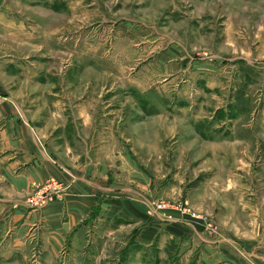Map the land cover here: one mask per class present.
Wrapping results in <instances>:
<instances>
[{"label":"rangeland","instance_id":"rangeland-1","mask_svg":"<svg viewBox=\"0 0 264 264\" xmlns=\"http://www.w3.org/2000/svg\"><path fill=\"white\" fill-rule=\"evenodd\" d=\"M22 135L193 232L141 254L94 222L55 264H264V0H0L1 198ZM35 187L0 199V264H38L12 222L56 200L27 207Z\"/></svg>","mask_w":264,"mask_h":264},{"label":"crops","instance_id":"crops-1","mask_svg":"<svg viewBox=\"0 0 264 264\" xmlns=\"http://www.w3.org/2000/svg\"><path fill=\"white\" fill-rule=\"evenodd\" d=\"M21 139L28 150L19 158L21 160L14 161L15 165L4 169L6 175L13 166L17 170L12 173L13 184L5 185L8 188L0 199L16 204L14 199L23 197L28 188L48 179L58 183L60 193L56 200L42 209L27 212L20 209L24 212L12 216V222L18 224L13 231L18 239L14 247L35 251L38 264L57 263V255L67 242L75 241L83 228L94 222H101V226L110 222L113 236L120 230V221L127 222V236H135L132 245L130 243L127 247L129 250L136 248L135 251L141 254L161 251L159 249L168 239L184 241L193 237L191 228L180 216L166 219L158 214L152 216L146 214L141 203H125L115 197L118 190L116 179L106 176L99 160L81 158L82 152L75 153L72 149L63 153L50 149L42 153L35 149L31 137L22 135ZM18 204L22 206V200Z\"/></svg>","mask_w":264,"mask_h":264},{"label":"built area","instance_id":"built-area-1","mask_svg":"<svg viewBox=\"0 0 264 264\" xmlns=\"http://www.w3.org/2000/svg\"><path fill=\"white\" fill-rule=\"evenodd\" d=\"M59 192L58 183L46 180L26 197L25 205L29 208H41L52 201V197ZM194 217V215H191Z\"/></svg>","mask_w":264,"mask_h":264}]
</instances>
